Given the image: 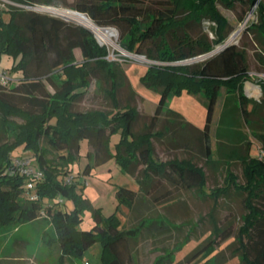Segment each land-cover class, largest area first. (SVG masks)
<instances>
[{
    "label": "trees",
    "instance_id": "trees-1",
    "mask_svg": "<svg viewBox=\"0 0 264 264\" xmlns=\"http://www.w3.org/2000/svg\"><path fill=\"white\" fill-rule=\"evenodd\" d=\"M16 1L63 6L60 0ZM134 1L137 0H74L71 8L86 14L100 27H116L120 45L127 52L144 54L157 61L148 65L140 78L144 86L158 93L155 111L150 122L136 132L133 126L139 114L137 108L120 107L117 97L124 70L115 60L107 58L108 49L97 41L91 29L60 16L0 7V62L4 56L11 58L10 64L0 69L9 72L14 81L0 84V225L50 218L61 262L81 258L93 243L99 242L101 264H134L129 238L138 236L144 228L155 227L159 231L166 225L158 219L160 216L141 217L136 225L123 228L115 213L105 216L101 208L92 207L89 199L77 190V180L66 182L72 171L70 165L80 155L81 141L86 140L90 159L86 173L110 156L131 175L141 166L135 176L138 190L125 185L116 187V210L121 205L132 209L139 193L152 196L154 203L161 202L170 194L169 190L155 192L166 181L192 190L199 198L213 199L208 213L212 229L204 242L184 257L186 262L219 264L225 260L212 252L233 236L234 228L232 223L218 224L215 206L230 189L242 193L245 211L235 236L238 246L231 257L237 255L239 264H264V158L250 154L252 142L240 128L226 127L217 132V154L214 155L210 144L214 105L224 92L228 105L223 108L222 118L226 113L241 116L260 140L264 152V117L260 115L264 99L249 98L243 91V84L249 78L246 52L235 44H228L198 63H178L208 53L225 41L229 21L218 4L227 8L237 1L256 5L258 22L247 28L255 31L264 43V1L167 0L165 10L145 9L143 17ZM3 13H8L7 20L2 17ZM202 21L212 23L213 38L206 34L193 38L186 31L187 25ZM168 36L175 40L174 44ZM153 40L155 53H143L140 46ZM75 50L79 51L80 59L76 58ZM90 78L108 82L105 94L111 108L72 109L89 86ZM260 87L264 92V82ZM183 90L206 98L201 130L203 156L206 165H225L223 185L207 190L204 167L196 164L191 155L164 161L154 156L153 139L164 141L171 148L188 147L179 132L190 123L181 113L167 107L169 96ZM161 118L165 122L157 129ZM115 134L118 139L113 142L112 152L110 138ZM18 146L31 150L35 165L43 170V179L34 186L37 199H29L25 194L26 179L9 170L16 156L13 150ZM233 160L242 164L243 182L237 180L230 168ZM61 196L72 199L74 206L60 207L57 198ZM41 208L45 209L43 217H39ZM84 208H90L94 217V225L89 230L78 228ZM182 243L170 250L162 249L163 253L152 264L180 263L175 262L174 254Z\"/></svg>",
    "mask_w": 264,
    "mask_h": 264
},
{
    "label": "rangeland",
    "instance_id": "rangeland-1",
    "mask_svg": "<svg viewBox=\"0 0 264 264\" xmlns=\"http://www.w3.org/2000/svg\"><path fill=\"white\" fill-rule=\"evenodd\" d=\"M60 1L63 4L61 8L72 9L71 5L74 0ZM166 1L137 0L134 1V4L138 10L140 9L141 16L143 17L146 11L145 9L165 10L167 7ZM218 8L227 17L229 25L226 29L227 36L225 41L213 47V54L221 50V47L234 32L239 31L237 38L229 44H235L238 48H243L246 52L247 74L249 78L245 81L246 85L245 82L243 84V91L249 98L255 100L264 99V92L261 91L260 87V83L264 82L262 81L264 80V43L261 42L262 40L257 36L255 31L248 30L247 28L251 23L258 22L256 5H249L247 2L237 1L231 8H227L222 4H218ZM2 17L7 20L9 17L8 13H3ZM211 26L212 23L208 21L191 23L187 25L186 31L193 38L206 34L211 39L214 37ZM114 28L116 35L110 37L100 36L97 31H94L97 35L98 42L108 49L109 58L115 60L124 70L125 76L122 86L117 89V97L120 107L132 105L137 108L139 114L133 126V130L136 132L142 130L145 123L150 122L153 106L158 99V93L144 86L140 79L147 66L157 61L148 59L144 54H135L124 50L120 45L119 31L116 27ZM168 40L172 44L175 42L169 36ZM155 44L156 41L154 40L146 41L140 46V50L143 53L147 51L155 53ZM75 56L77 59H80L78 50H75ZM200 61V58L196 56L195 58H187L178 63L193 64ZM10 62L11 58L4 56L0 68L8 66ZM6 70H9V68H6ZM108 87V82L103 79L90 78L89 86L86 88L84 94L74 103L72 109L111 108L110 100L105 94V90ZM222 94L224 95V92ZM222 94H219L215 102L210 126V144L214 150V155L217 154V132L223 131L226 127H235L243 130L251 140L250 154L264 158L260 140L251 133V126L246 125L241 116L235 115V113H226L222 118L223 108L225 105H228ZM206 102V98L203 95L192 94L183 90L179 94H171L169 96L167 107L178 111L193 125L202 128L206 116ZM260 115L264 117V106H262ZM161 121L159 127L163 126L165 122L164 118H161ZM180 131L182 132L179 133L187 140L188 147L178 146L171 149L164 141L153 139L155 158L164 161L173 157L187 158L191 155L196 164L204 167L207 176V190L216 185H223L225 165L219 164L215 167L205 164L201 130L193 126H185ZM117 139V134L110 138V149L112 152L113 142ZM87 151V142L83 140L80 144V155L78 159L70 165L72 170L70 174L74 176L73 180L79 182L77 190L89 199L92 207L101 208L102 214L105 216L115 213L123 228L136 225L141 217L160 216L158 219L166 225L164 227L162 226L163 229L159 231L155 227L144 228L136 241L131 242L135 255L138 257V264H152V259L156 255L163 253L162 249L166 248V250H170L174 245L182 242L180 249L174 254L175 262L181 261L177 264H200L197 260L186 262L184 261V257L192 252L198 244L204 242L206 236L212 229V222L208 213L213 207V199L209 197L199 198L192 190H187L180 185L174 186L164 180L166 182L162 183L163 185L155 194L169 190L170 198L163 199L157 203L153 202L149 206L145 203L136 202L134 208L130 210L126 205H121L116 210V187L118 185H125L138 190V182L133 176L138 175L137 171H139L141 166L136 169L137 171H135L134 175H131L121 167L114 156H110L97 165L92 166L90 172L86 173L85 169L90 160L87 157ZM13 154L26 157L31 155L32 151L18 146L13 150ZM32 163L36 164V161L32 160ZM230 168L236 174L237 180L243 182L241 162L233 160ZM242 198V193L230 189L225 196L217 200L214 210L216 221L220 226H226L228 223H232L234 228L233 236L222 242L212 252L213 255L219 253L221 259L223 257L225 258L219 264H239L240 262L237 255L231 257V254L238 246L237 241H235V236L241 224L240 216L245 211ZM57 200L58 202L61 200L59 206L62 208L64 206L66 208H72L74 206L73 200L70 198L61 196ZM81 214L83 219L78 228L80 230H89L94 225L93 213L90 208H84ZM54 235L55 228L50 218H37L31 221L12 222L0 225V264H82V262L85 264L83 260H90V254H94L96 257L100 255L101 244L95 242L85 251L81 258H68L61 262L59 260V247L53 240ZM232 241L233 243H231ZM229 243L231 244L227 246Z\"/></svg>",
    "mask_w": 264,
    "mask_h": 264
},
{
    "label": "built area",
    "instance_id": "built-area-1",
    "mask_svg": "<svg viewBox=\"0 0 264 264\" xmlns=\"http://www.w3.org/2000/svg\"><path fill=\"white\" fill-rule=\"evenodd\" d=\"M0 7L1 8H9L10 7V8H16V9H23V10H27V11L47 13V14L60 16L64 19L70 20V19L63 16V15H70L68 13L69 9H63L61 7H56V6H52V5L21 2V1H16V0H0ZM85 26H87V25H85ZM87 27H89V26H87ZM89 28L96 35L94 29L92 27H89ZM108 29H115V28L109 27ZM107 58H109L108 55H107ZM12 81H13V78L11 77L10 73L5 71V70L0 69V84L8 85ZM32 160L33 159L31 157V155L26 156V157H24L22 155L13 156V158L11 160V164L9 166V170H10L11 174L21 175L26 179L27 184H26V188H25V194L28 196L29 199H37V194L35 192L34 186H35V183L37 181L43 179L44 173H43V170L41 168H39L38 166H36L35 164L32 163ZM73 177L74 176H72L71 174L69 176H67L66 182L73 181ZM60 201L61 200H59V202ZM43 216H45V209L41 208V210L39 211V217H43ZM85 264H88V263L85 262Z\"/></svg>",
    "mask_w": 264,
    "mask_h": 264
},
{
    "label": "crops",
    "instance_id": "crops-1",
    "mask_svg": "<svg viewBox=\"0 0 264 264\" xmlns=\"http://www.w3.org/2000/svg\"><path fill=\"white\" fill-rule=\"evenodd\" d=\"M1 63V62H0ZM245 85H246V82H245ZM245 95H246V93H245ZM247 96V95H246ZM157 102V101H156ZM155 107H156V103H155V105L153 106V109H152V115L154 114V111H155ZM183 116V115H182ZM186 120V119H185ZM186 121H188V120H186ZM160 122H162L161 121V119L158 121V123H157V125H156V128L157 129H159V128H161V127H159V125H160ZM189 123H190V127L191 126H193V127H195V128H197V129H199V130H202V128H199V127H196L195 125H193L190 121H188ZM203 127V126H202ZM154 146V145H153ZM172 149V148H171ZM170 150V149H169ZM135 179H136V177L135 176H133ZM153 197H151V196H149V195H145V194H143V193H141V195H139L138 196V198H137V200H136V202H139V203H142V204H146V205H150L151 203H153L154 201H153V199H152ZM168 198H170V194L169 195H167L166 197H164L163 199H168ZM136 202H135V204H136ZM134 204V205H135ZM133 208H134V206H133ZM69 209V208H68ZM36 220V219H35ZM121 227H122V224H121ZM140 236V234L138 235V236H136V237H134V238H129V240H128V242H129V245H130V248H131V251H132V255H133V263L134 264H138L139 263V261H138V257L135 255V251H134V249L132 248V245H131V242L132 241H136V239L138 238ZM157 256V255H156ZM91 259L90 260H88V259H85V260H83L84 261V263L85 262H87L88 264H101V261H100V257H96V256H94V254H90V256H89ZM155 258V257H154ZM174 258H175V256H174ZM152 260H154V259H152ZM81 264V263H80ZM82 264H83V262H82Z\"/></svg>",
    "mask_w": 264,
    "mask_h": 264
},
{
    "label": "bare ground",
    "instance_id": "bare-ground-1",
    "mask_svg": "<svg viewBox=\"0 0 264 264\" xmlns=\"http://www.w3.org/2000/svg\"><path fill=\"white\" fill-rule=\"evenodd\" d=\"M68 13L70 14L71 17H74L75 19L80 21L82 24L87 25L89 27H92L95 31H97V33H99L100 36L102 35L104 37H110L112 35H116L115 29L101 28L98 25H96L88 16L84 15L83 13L78 14V13H75L72 11H68ZM238 34H239V31L234 32L230 36V38L227 40L226 43H231L233 40H235L237 38ZM218 48H220V47H218Z\"/></svg>",
    "mask_w": 264,
    "mask_h": 264
},
{
    "label": "water",
    "instance_id": "water-1",
    "mask_svg": "<svg viewBox=\"0 0 264 264\" xmlns=\"http://www.w3.org/2000/svg\"><path fill=\"white\" fill-rule=\"evenodd\" d=\"M69 11H72V12H75V13H78V14H82L81 12L76 11V10H73V9H69ZM83 14H84V13H83ZM63 16L66 17V18H68V19H70V20H73V21H75V22L81 23L80 21H78V20L75 19L74 17H71L70 15H63ZM102 28H109V27H102ZM94 35H95V34H94ZM95 38L97 39V36H96V35H95ZM97 41H98V40H97ZM228 44H229V43H225L221 48L227 46ZM213 52H214V51L211 50L210 52L205 53V54H202V55H198L197 57L200 58V60H202V59H205V58L211 56V55L213 54ZM193 58H195V57H193Z\"/></svg>",
    "mask_w": 264,
    "mask_h": 264
}]
</instances>
